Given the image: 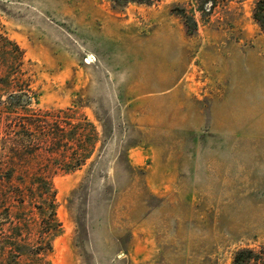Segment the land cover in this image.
<instances>
[{"label": "rangeland", "instance_id": "1", "mask_svg": "<svg viewBox=\"0 0 264 264\" xmlns=\"http://www.w3.org/2000/svg\"><path fill=\"white\" fill-rule=\"evenodd\" d=\"M260 1L0 0V264L264 255Z\"/></svg>", "mask_w": 264, "mask_h": 264}, {"label": "trees", "instance_id": "2", "mask_svg": "<svg viewBox=\"0 0 264 264\" xmlns=\"http://www.w3.org/2000/svg\"><path fill=\"white\" fill-rule=\"evenodd\" d=\"M254 19L264 30V1H260L254 13ZM264 263L263 253L256 254L252 250H240L233 258L232 264H260Z\"/></svg>", "mask_w": 264, "mask_h": 264}]
</instances>
